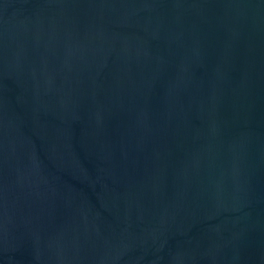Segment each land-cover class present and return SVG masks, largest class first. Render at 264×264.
Masks as SVG:
<instances>
[{
	"label": "water",
	"instance_id": "water-1",
	"mask_svg": "<svg viewBox=\"0 0 264 264\" xmlns=\"http://www.w3.org/2000/svg\"><path fill=\"white\" fill-rule=\"evenodd\" d=\"M0 264H264V0H0Z\"/></svg>",
	"mask_w": 264,
	"mask_h": 264
}]
</instances>
